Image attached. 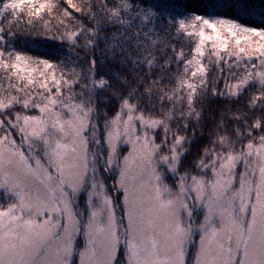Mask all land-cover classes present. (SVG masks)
Masks as SVG:
<instances>
[{"label": "snow or ice", "instance_id": "6c2138e0", "mask_svg": "<svg viewBox=\"0 0 264 264\" xmlns=\"http://www.w3.org/2000/svg\"><path fill=\"white\" fill-rule=\"evenodd\" d=\"M55 7L51 0H0V73L7 81L0 84V190L11 196L0 204V264H264V112L251 125L246 114L236 117L241 127L231 130L221 121L191 171L181 169L189 141L177 130L187 129L188 118L200 121L197 100L209 93L237 99L253 82L260 95L251 103L264 109V24L214 15L264 20V7L216 0L208 15L186 11L175 25L197 38L194 55L180 51L174 61L153 39L150 25L160 19L153 7L105 4L108 24L124 26L123 40L113 35L107 51L130 74L111 77L97 75L95 58L66 73L55 53L53 63L8 45L22 16L31 25ZM85 31V42L96 44L97 31L83 26L50 39L77 46ZM158 56L161 68L177 65L171 87L152 75ZM206 56L239 70L223 91L209 87ZM97 90L119 99L111 116L98 110Z\"/></svg>", "mask_w": 264, "mask_h": 264}, {"label": "trees", "instance_id": "16d2710c", "mask_svg": "<svg viewBox=\"0 0 264 264\" xmlns=\"http://www.w3.org/2000/svg\"><path fill=\"white\" fill-rule=\"evenodd\" d=\"M41 2H44V0H41ZM51 2L56 5L51 14L45 10L40 17L33 18L31 25L26 23L27 17L22 16L24 23H22L20 32L14 38L6 37L9 46L14 47L19 52L31 47H38L45 51L49 57H51L52 53H55L60 60L65 62L66 73L73 68H77V70L81 66L86 68L89 66L91 59L95 58L97 75L111 77L114 71L130 75L127 69H117L107 51L113 35L118 40H123V36L120 33L124 31V26L109 25L107 22L109 13L103 8L105 4L108 7H112L114 0H72V5L81 9L79 12L76 11V7L68 4L67 0H51ZM132 2L137 9L151 6L159 14L160 19L155 21L150 27L153 29V39L157 40V45L162 52L166 51V55L172 57L174 61L180 51H183L187 58H191L194 55L197 38L188 37L186 34L178 33L176 30L175 19L181 18L186 11H191L186 10L183 0H132ZM214 2L216 0H209L210 5ZM246 2L254 9L264 7L262 0H246ZM65 10L70 13L69 16L64 15ZM92 13H95L94 19L91 18ZM169 13L174 18L173 22H169L167 19ZM202 15H206V13ZM45 22L49 28L47 35L44 34ZM135 22L143 28L144 25L140 19ZM80 26H83L86 30L95 29L97 31L96 44L90 46L85 42L84 36L88 35L87 31L81 34L77 46H70L59 40L50 39L53 34H59L65 30L79 31ZM141 28L137 30H141ZM124 34L127 35L126 32ZM53 61L54 63L56 62L55 60ZM202 63L206 68L209 87L214 86L218 91L224 90L225 79L229 78L230 73L239 72L235 66L229 68L228 63L225 62H221L219 65L215 63L209 64L207 56ZM161 64H163V58L158 56V62L153 66L152 75L154 77L163 76L164 79L161 83L168 84L171 87L172 83L170 81L174 83L177 65L174 62L170 69H164L160 67ZM128 67L131 68V65ZM182 68L183 61L180 62V72H182ZM136 71L143 73L146 69L142 67ZM229 82L235 83L236 78L229 79ZM113 83L116 88H121L115 80H113ZM0 84H3L5 88L7 87V81L3 79V73H0ZM75 91H80L79 85L75 86ZM97 91L98 110L111 116L119 105V99L113 97L108 91ZM121 91H126V89H121ZM259 95L260 88L258 83L255 82L250 83L237 99L221 98L209 93L196 102L197 110L201 112L199 122L194 118H188L187 129H185L182 124L177 128L180 121L179 119H174L171 122V127L177 128L178 132L186 136L189 141L185 144L186 153L182 157L181 169L193 170L195 163L203 155V149L211 147V134L219 130L217 125L221 121H223V127L231 130L234 127H241L235 118L246 114L248 116V124L251 125L253 118L259 117L264 112V109L260 107V101H257L255 105L251 103L253 98ZM153 100H155V97H153ZM140 103L141 107L146 111L149 109V99L146 95L143 96ZM169 107L171 105L165 103L164 108L168 109ZM158 108L159 106L156 110L157 114L161 115ZM17 110L20 109L17 108ZM162 135V130H158L157 141L160 140ZM10 199V194L4 191L0 192V204L7 203Z\"/></svg>", "mask_w": 264, "mask_h": 264}, {"label": "rangeland", "instance_id": "374dc122", "mask_svg": "<svg viewBox=\"0 0 264 264\" xmlns=\"http://www.w3.org/2000/svg\"><path fill=\"white\" fill-rule=\"evenodd\" d=\"M183 2H184V6L186 10H191L198 14L206 13V15H208L210 12L209 0H183ZM221 14L232 16L233 18L239 19L241 22H246V23L251 24L252 26H260L264 24V20H262L259 15L238 16L237 14L232 13V12H229V13L217 12L214 15H221ZM20 52L22 54H25L33 58H38V59L48 58L51 60V62L54 63L51 57H49L45 51H43L42 49L38 47H31L27 50L20 51ZM0 192H3V190H0Z\"/></svg>", "mask_w": 264, "mask_h": 264}]
</instances>
